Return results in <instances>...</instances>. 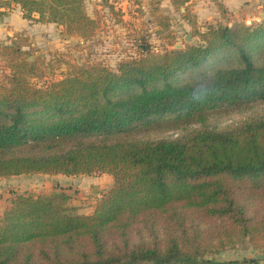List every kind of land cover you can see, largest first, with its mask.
Instances as JSON below:
<instances>
[{"label":"trees","instance_id":"obj_1","mask_svg":"<svg viewBox=\"0 0 264 264\" xmlns=\"http://www.w3.org/2000/svg\"><path fill=\"white\" fill-rule=\"evenodd\" d=\"M170 1L185 7L195 37L180 47L141 46L115 70L79 66L38 85L29 81L34 63L10 58L0 177L99 172L113 183L89 213L65 191H12L0 264H237L205 255L244 241L264 247V113L224 128L207 123L216 108L264 103V19L200 26L188 0ZM11 4L24 19L82 38L98 27L85 0H0ZM169 129L180 131L150 134Z\"/></svg>","mask_w":264,"mask_h":264},{"label":"rangeland","instance_id":"obj_2","mask_svg":"<svg viewBox=\"0 0 264 264\" xmlns=\"http://www.w3.org/2000/svg\"><path fill=\"white\" fill-rule=\"evenodd\" d=\"M163 2L166 3V0H108L106 3L102 0H85L88 13L98 21L95 33L88 38L68 34L63 26L54 23L27 19L24 26L14 29L15 21H12L9 24L12 27L11 35L3 32L0 37V84L5 82V73L10 72V58L34 63L35 70L29 81L38 85L60 79L79 66L99 63L115 70L121 59L138 55L141 46L159 52L182 46L187 42L184 38L188 29L181 23L180 9L173 5L172 9L166 8ZM166 16L168 22L164 18ZM194 40L190 31L189 42ZM13 44L19 46L22 53L15 54L7 48ZM262 113L264 103H254L244 110L222 106L216 108L207 123L224 128ZM179 131L155 130L150 134L152 137H174ZM112 183L111 174L99 172L70 176L28 173L0 177V217L12 191L35 194L65 191L70 195V206L76 207L79 212L89 213ZM205 257L219 261L236 260L237 264H261L264 261V247L256 248L244 241L236 247L208 253Z\"/></svg>","mask_w":264,"mask_h":264},{"label":"crops","instance_id":"obj_3","mask_svg":"<svg viewBox=\"0 0 264 264\" xmlns=\"http://www.w3.org/2000/svg\"><path fill=\"white\" fill-rule=\"evenodd\" d=\"M163 3L166 8L172 9L170 0ZM185 6L191 18L200 26L206 23L231 25L235 22H243L248 24L259 21L260 14L264 12V0H188ZM184 10L185 7L182 6L180 8L181 23L187 26L188 32H190L191 25L183 18ZM0 12H2L0 14V37L3 32L11 35L12 27L9 24L12 21H15L13 22L14 29L26 24V19L22 17L21 10L17 5L0 6ZM261 264H264V261Z\"/></svg>","mask_w":264,"mask_h":264},{"label":"water","instance_id":"obj_4","mask_svg":"<svg viewBox=\"0 0 264 264\" xmlns=\"http://www.w3.org/2000/svg\"><path fill=\"white\" fill-rule=\"evenodd\" d=\"M260 19H264V12L260 14ZM187 42H189L190 40V32H187L186 35H185V38H184ZM180 46V45H178Z\"/></svg>","mask_w":264,"mask_h":264}]
</instances>
